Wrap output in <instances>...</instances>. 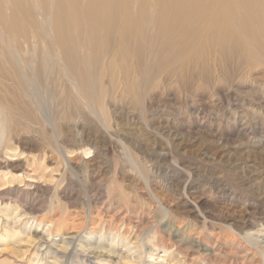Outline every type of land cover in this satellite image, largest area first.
Instances as JSON below:
<instances>
[{"label":"rangeland","instance_id":"374dc122","mask_svg":"<svg viewBox=\"0 0 264 264\" xmlns=\"http://www.w3.org/2000/svg\"><path fill=\"white\" fill-rule=\"evenodd\" d=\"M214 10L176 29L170 49L142 19L141 58L117 67L124 87L88 74L79 93L45 43L42 97L0 99L3 143L20 154L0 172L50 170L38 190L0 192V264H264V22L249 25L253 42L236 11L215 26ZM185 29L192 37L178 50ZM80 148L92 152L87 163L61 156ZM67 236L73 246L62 247ZM89 241L102 249L84 252Z\"/></svg>","mask_w":264,"mask_h":264},{"label":"bare ground","instance_id":"6f19581e","mask_svg":"<svg viewBox=\"0 0 264 264\" xmlns=\"http://www.w3.org/2000/svg\"><path fill=\"white\" fill-rule=\"evenodd\" d=\"M39 1L35 5V2L30 4V0H0V26L4 29L2 30L0 27V99H2L1 96L6 98L8 95H13L15 99L30 98L32 96L30 92H34L38 98L42 97L43 88L40 82L46 77V79L51 77H49L50 64L47 63L48 58L46 59V57L49 56L50 58L52 55L49 52V47L45 44L48 40H50L48 45H54L58 50L59 58L58 56L56 57L59 63H57L65 68L66 76L69 77L67 78L70 81L69 83L79 93H84L86 91L83 92V90L88 84L87 79L90 74H102L104 78H108L110 83H114L113 86H115L116 81L120 78L122 80V76L124 75L121 68L118 70V64L121 63L122 65L124 62L130 61L134 56L138 60L141 58L143 54L141 42L145 39H142V36L138 35V28L142 19L151 18L150 24L157 23L156 39L159 42H163L166 49L175 46L177 41L173 40V36L176 33V29L179 28L181 30L186 28L188 21L192 25H195V17L199 19L201 16L199 20L206 22L208 19L207 15L214 13L211 12L214 8L215 26L227 14L230 23L233 11H236L233 14L232 21H238V25L241 26L243 33L253 42L256 40L261 43V38L257 32L250 33L249 25L254 24L260 30L264 22V18H262V15H264V0H195L194 2L193 0ZM210 2L212 7H210ZM47 4L49 5L48 14L50 18H41L39 20L41 22L38 25L35 16H43ZM217 6L218 8L216 9ZM36 26L37 30H33ZM184 35L185 39L177 43L178 50H182L183 48L185 50L189 44L190 37H192L191 33L187 30ZM151 39L153 42V38ZM81 52L84 55H80ZM88 54L89 56H87ZM144 58L146 59V57ZM44 59L46 61L43 62ZM84 59L90 63L88 69L83 67ZM128 73L127 71L126 74ZM127 78L129 76H124L125 80ZM121 83L124 87L125 81L123 82L122 80ZM30 88H32L31 91ZM26 89L29 90L27 91ZM47 92L50 93V88L49 90L47 89ZM2 100L8 105L11 104V97ZM30 101L33 102L35 110L39 111L41 107L39 108L32 98ZM1 109L0 117L3 116ZM41 117L46 121H51V116L49 117L46 113H41ZM6 128L3 125V118H0V141H2V143L0 142V161L8 163L9 161H16L20 154L18 148H7L5 143H3L7 134ZM61 156L65 157L67 161L76 159L79 162L87 163L92 156V152L88 148L73 149L72 151L64 149L61 150ZM22 157H24V154H22ZM30 167L33 166L31 165ZM40 167L35 168V170L29 168V175L24 177L21 174L13 176L9 172H0V192L16 183H19V186L37 190L42 185H48L50 180L48 182L46 176L50 170L43 171ZM27 170L26 172H28ZM50 178H53V180L60 179L58 175H51ZM67 237L66 240L62 241V247L72 245L75 238L71 236ZM70 238L72 239L70 240ZM101 249L100 243L94 245L89 241L83 250L84 252H90Z\"/></svg>","mask_w":264,"mask_h":264}]
</instances>
